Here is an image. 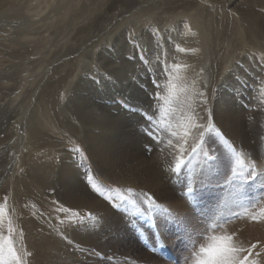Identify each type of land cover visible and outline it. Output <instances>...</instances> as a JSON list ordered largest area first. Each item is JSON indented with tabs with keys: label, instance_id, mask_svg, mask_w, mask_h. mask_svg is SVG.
Here are the masks:
<instances>
[{
	"label": "bare ground",
	"instance_id": "obj_1",
	"mask_svg": "<svg viewBox=\"0 0 264 264\" xmlns=\"http://www.w3.org/2000/svg\"><path fill=\"white\" fill-rule=\"evenodd\" d=\"M89 1H90L89 3L87 2V0L85 1L87 4H89L88 6L82 5L79 8H78V6L80 5L79 2L81 3L83 1L75 0V4L74 3L69 4L66 1L67 3L64 5V7L62 6L63 11L59 12L60 14L56 17V19L59 20V22L63 23V29H61L60 34H58L54 37L52 36V38H49L48 36H47L48 38H46V36L41 37L42 39L40 41L39 47L35 50L36 53H38V54L40 53V56L37 59H35V57H33L34 59L32 58L33 59L32 61H27V63H30V65H33L32 68L24 65V63L26 64V62H21V63H18L17 65L13 62L10 64V66H8V63H7V64H5V66L7 65V67H5L4 64L2 62H0V122H1L0 123V129L4 128L3 126L5 125V127L7 129V130L5 129L7 131L5 139H7L9 137L8 136L9 133L12 134V131L14 128L16 130V131L15 130L14 131L16 133H18L17 139L14 138V137H16L15 132L12 134L13 139H15L17 143L16 144L14 143V146H13L15 152L11 156L9 155L8 158L10 161L11 160L13 162L17 161V164L19 165V168L17 167V165H14V167H12L11 169H8L12 172H10L8 175H3L4 179L2 182H6V183L12 182V185H11L13 187V190H11L13 193L12 204L15 207H12V210L14 211V213H12L11 215L15 219V222L17 225L16 226L17 230H16V234L14 237V241L16 243L15 245L18 244L20 251L25 249L27 251L32 252V255H30L29 258H27L28 264H66L65 262H61L60 259L63 257L62 255L64 254V253L62 254V252H63L62 250H66V249L68 250V246H66V249H65L66 243L62 242L59 238H57L55 236V234H53L54 232H52V229H55L54 228L55 226H53V227L51 226L52 229L50 227L48 228L49 225H47V224L49 223V221L47 223V220H46L47 214L45 215L46 219L42 215V217H43L42 220H46V222L44 223V221H43V223H41L40 222L41 219L39 217L38 218L36 217V220H35L34 218L29 217L27 215L28 213H26V212L21 213V209L19 208L20 209L19 210L18 207L16 206L17 201H15V200L17 198V194L22 195V197L24 196L26 199H28V201L31 200V202L33 204H37V205L40 204L41 205L40 208H43L42 210H44V213L47 211L46 213H49V215H50V211L55 210L54 208H57L56 210L60 213V215L61 214L62 215H72L71 211H69V212L60 211L61 206L66 207L68 209H71L72 211H77L78 213H80L82 215L85 211H88V212L91 211L92 212L91 216H96L97 219L100 218V220H102L103 223H101L99 225L100 227L98 228V226L96 224H94V226H92L93 225L92 223H91L92 225H90V226L87 225L86 222L89 223L90 221H88V220H90L91 218H84V220H82V222L79 223L78 228L70 229V231H69L70 237H72L74 240H76V242L82 244L83 246L85 245L86 248L89 247L88 249L97 248L100 251L102 250V251L108 252L109 249H113L115 251L118 248L117 244L120 241L116 240L114 242H111L113 240L110 241L109 238L115 239V237H116L115 234H118L121 232V225L118 222L121 219L117 216L116 212L114 213L108 207L109 204L105 200H103L104 198L102 199L101 196L99 198L97 195L94 194V192H92L91 188L89 187V185L87 184V182L84 178V171L76 164V161H74V159H72L71 151L68 148H66V145L69 143L72 144L75 141H78L81 144H83V146L85 147V149H86V151L90 157V160L92 161V163L95 166L96 170L98 171L99 175H101L102 177L104 176L105 178H108L109 181L110 180L114 181L117 184L122 185V186L127 187V188H128V186H131V187L139 188L141 190L148 189V190H150V192L152 191L155 194L157 200L159 202L161 201L162 204L165 203V204H167V206H170V207L175 206V208L180 207L183 209H187L186 212L189 211L188 210L189 206H187L188 204L186 205V202L184 203V201H182V198H185V197L191 199V196L189 197L190 193L188 192L189 178H187L185 180V182H183V183L181 182L182 184H178L177 186H172L173 184L172 185L166 184L165 183L166 181L165 180H164L165 182L163 181V178L165 179V174L162 173V171H161L162 168H160V165L158 162V158L160 156H158L156 154L155 150L150 154L148 153L149 155H146L145 150L141 145L142 141L145 140V137L141 132L138 131V129H137L138 127H136V125L141 123L140 121L143 120V119H141V115L143 116L146 113L144 112L145 113L144 114L143 110L140 109V107L139 108L136 107V105H137L136 103L142 102L143 104H147V103H149V98L145 97L144 93L140 90V88H138L134 83H131V81H130V83L127 84V82L129 81V78L132 77L129 74V72L130 73L133 72L131 69L132 63L126 61L125 58H123V57L122 58L120 57L119 60L116 61V59H114L116 57L109 58V57H105V55L104 56L102 55V57H101L100 54H99V56H100L99 60H96L99 56L96 57L97 54L93 55L92 51H90L91 54H89L90 52L87 53L86 51H88V50H86V48H84L86 43H87L84 34H86L85 32H88V31L90 32L91 29L93 30L94 25H97V24L100 25L98 23L99 18H101V19L106 18L104 16V15H106V13H111L114 17L115 16L114 10L117 9L118 3H120V5L124 6V7L131 6L132 4H135V3L133 0H128V1L127 0H108V1L107 0L106 1H104V0H89ZM185 1H187V0H185ZM199 1H202V0H199ZM171 2H172V0H164V1H159V2L154 0L149 6H146L145 9H142V7L139 8V10L136 9V11H137L136 14H138V15H140V14L152 15V13L154 11H157V10H161L164 14L169 13L171 10L172 11L175 10V9H173L174 7H171V5H172ZM257 2H260V1L259 0H244L242 2H239V3H241V5L237 6V7L235 6L237 12H239L238 14H235L234 13L235 9H233L234 11L231 10L228 13L226 12V14H224V19L222 18L223 15H222V17L220 16L222 18V20L220 19L216 23L213 22L215 20H212L211 13L205 14V12L203 10V6H202L203 2L197 3L194 0H189L186 2V4H188L190 7H194V6L197 7L198 6L196 8V11H194V12H193L194 9L192 10L190 8L192 10V13L190 12L189 16L194 19V23L196 24L195 26L199 30H201L202 39L204 40L203 41L201 39L203 41L201 45L202 46L208 45L207 47H209L210 43L212 44V43L217 42V41L225 44L226 45L225 46L226 47V49H225L226 53L224 52L225 54L222 53L223 55H221L223 58L225 55L229 56V54L232 52V50L235 49V48L232 49V47L234 45H237L238 49H242V50L247 49V48H253V46H256V47L260 46L261 48L264 46V13H262L261 10H257V8H256ZM215 5H216V3L214 4V6ZM183 6L184 5H181L179 7H183ZM189 6H188V8H189ZM102 7L104 9V13L102 15H100L99 13L103 12V11H100L102 9ZM138 7H140V6L138 5ZM209 7H210V5H209ZM41 8H43V7H41ZM226 9H227V6H226ZM219 10H221V9H219ZM185 11L186 10H184V8H182V10H180V12L177 10L175 13L177 15H182V14L186 13ZM211 11H213V10H211ZM96 12H98V14H96ZM125 12H122V15ZM214 14H215V12H214ZM216 14H215V16H216ZM109 17H111V15ZM161 17L164 18L161 20H164V23H166L169 21V19H175V17H177V16H174V18H168V17H166V15L161 16ZM53 18H54V16H53ZM103 20L110 21V19H108V18L103 19ZM131 20H133V19L131 18ZM131 20H129V21H131ZM153 22H154V20H153ZM174 23L175 22H173L172 25ZM55 25H53V26H55ZM131 25H133V24H131ZM192 25L193 24H191V26ZM102 26L104 28H106V25L102 24ZM180 26H181V24H180ZM137 27H139V26H137ZM187 28H188V26H187ZM57 29L59 30V28H57ZM140 29H141V27H140ZM189 29H190V26H189ZM191 29H192V27H191ZM192 30H191V33H192ZM73 31L75 32L74 35H72ZM135 31L139 32L138 28H135ZM166 31H169V29H167ZM52 32H54V31L52 30ZM178 32H179V30H178ZM121 33H122V31H121ZM188 33L190 34V32H188ZM115 34H113V35L115 36ZM125 35H124V37H125ZM136 36H137V34H136ZM177 36H179V35H177ZM117 37H119V36H117ZM180 37H181V35H180ZM38 38H40V37H38ZM90 38H91V36H90ZM115 38H116V36H115ZM128 38H129V36H128ZM105 39H106V37H105ZM155 39H156V37H155ZM187 39L185 41H187ZM52 40L54 43L52 45H48V43L51 44ZM193 40L194 39H192L191 42H193ZM59 41H63L62 42L63 44L60 43L61 45L59 47H56L57 50L55 51L53 49V51H52L50 49V46L55 47L56 44H58L57 42H59ZM91 41H93V40H91ZM164 41H165V39H164ZM176 41H177V39H176ZM196 41H197V39H196ZM208 41H209V43H208ZM95 42H96V40H95ZM168 42H166V44ZM181 42H182V40H181ZM188 42H189V40H188ZM197 43H194V46H196L198 48L199 44H197ZM171 44H173V43H171ZM176 44H177V42H176ZM186 44H188V43H186ZM215 44H217V43H215ZM119 45H120V43H119ZM88 46H90V44ZM164 46H166V45H164ZM121 47H122V43H121ZM214 47H215V45H214ZM124 48H125V46H124ZM165 48L167 51H169V49H167V47H165ZM220 48L222 49V47H220ZM118 49H120V48H118ZM215 49L216 48H214V51H215ZM115 50H117V49H115ZM132 50H133V48H132ZM189 50H191V48ZM206 51L207 50H205V52ZM75 52H79V55H78L79 57L77 59L68 58L70 54L75 53ZM218 52H220V51H218ZM130 53H132V52H130ZM157 53L159 54L160 52L157 51ZM188 53H190V52H187V55H188ZM38 54H36V55L38 56ZM105 54H106V52H105ZM155 54L156 53H154L153 55H155ZM174 54H175V52H174ZM233 54L231 53V57L229 59H232V57L234 56ZM239 54H241V53H239ZM239 54H238V57L240 56ZM33 55H34V53H33ZM133 55H136V57H135L136 61L133 59V56H132V59L135 61L134 63H138L142 67V68L140 67L141 69L146 70V63L142 60V58L137 56V54H133ZM171 55H173V54H171ZM171 55L170 56L167 55V56L171 57L172 58L171 61L174 62L173 61L174 58ZM212 55H213V53H212ZM160 56H162V55H160ZM183 56H184V54H183ZM198 56H199V54H198ZM251 56H252V54H251ZM171 58H169V60ZM204 58H205V56H204ZM160 59H161V57H160ZM177 59H179V58H177ZM182 59H184V58H182ZM199 59L196 56H190L189 58H187V56H186L184 61L190 65V70L192 73L191 75H189L190 79H188V78L186 80L177 79V78L176 79H169L170 80L169 82L166 81L167 82V84H166L167 88L166 89L168 91H172L173 90L172 85L175 84L176 90L173 92H175V94H178V95L182 94V91L180 88L182 86V83H183V85H185V83L186 84L188 83L187 88H190L193 80L195 79L196 74L200 73V70L202 68L206 70L204 74L207 77H209L210 86H214L211 84V81L213 78H215V80H217V81H219L223 77L226 78L224 75L225 74L224 71H225V67L229 66V63H227V61L229 59H227L226 61L223 60L224 62L221 61L222 64H221V66H218V67L215 65V61H214L213 57L209 59V62H207L208 63L207 66H206V62H203L202 64H200ZM19 60H20V58L16 61L18 62ZM175 61H176V59H175ZM5 62H7V60ZM178 62H180V61H178ZM260 62H261V59H260ZM217 63H218V61H217ZM247 63H249V62H247ZM175 64H177V63H175ZM148 65H151V64L148 63ZM177 65H179V64H177ZM93 66H96L97 69H100V70L102 69L101 71H103V69H104L105 72H108V74L109 73L112 74L115 78L118 79L119 83H117V84L119 86L116 87V91L114 90V92H110L109 94L104 92V94H102V95L101 94L98 95V93L96 95H94L93 88H94V85H96L95 81H93L92 79L90 80L89 78H87L88 80L85 78H82L84 76L80 77V75H81L80 72L83 73L84 70H90V69H92ZM159 66H161V65H159ZM153 68H155V67H153ZM153 68H151V69H153ZM176 69H178V68L176 67ZM176 69H175V71H177ZM188 70L189 69H187L186 71H188ZM76 71H78V72L76 73ZM171 71H172V69H171ZM172 72L175 73L174 71H172ZM143 73L145 75V72H143ZM187 73H189V72H187ZM187 73H185V74H187ZM233 73H235V72H233ZM177 75H179V74H177ZM177 75H175V76H177ZM98 76H100V75H98ZM172 76L174 77V75H172ZM181 76L182 75H180L178 77L181 78ZM231 77H233V75ZM231 77H228V79ZM108 78H111V77H108ZM150 80H151V78H150ZM160 80H162V79L160 78ZM100 82L98 83L99 85H100ZM162 82H165V81L162 80L161 83ZM150 83H151L150 86L153 87V81ZM222 85L224 86L225 84H221L219 86L220 87L219 93H218L217 97L215 96L216 98L214 99V102L212 101V103H210L209 107L210 106L212 107L213 115L216 119V122L219 125H221L222 127H224V129L227 130V132L230 134V136L232 135V137L237 138V140H240V138L243 139V135H245L246 130H244V126H243V122H242L241 118L248 111H246L244 109L245 104H244L242 98L238 99V100L236 98H233L231 95H229L228 93L225 92V89L222 88ZM152 87H150V88H152ZM159 92H160V90H159ZM10 93L14 94L12 96L13 98H11ZM119 96H123V98L127 99V102L125 101V103H124V102H121L120 100H118L117 97H119ZM237 96H238V94L235 97H237ZM6 97H9V100H7ZM135 101H137V102H135ZM134 102H135V104H134ZM166 102H168V100ZM176 102H178V100H176ZM181 102H183V101H181ZM168 103L171 104L172 101H170ZM165 105H166V103H165ZM121 107H123L125 109V111L120 110ZM150 113H152V112H150ZM201 115H203V114L201 113ZM201 121H203V120H201ZM162 128H164V127H162ZM18 129H20V130H18ZM0 131H3V130H0ZM146 136H147V134H146ZM197 138H198V136H197ZM166 140H168V139H166ZM2 141L0 139L1 145H2ZM166 142H169V141H166ZM243 142H245V141H243ZM193 143H194V141H193ZM240 144H242V143H240ZM247 144H248V142H247ZM1 145H0V148H1ZM162 147H163V145H162ZM189 148H187V149H189ZM218 148L220 149L219 144H218ZM239 148H241V147H239ZM10 149H12V148H10ZM167 150H168V148H167ZM167 150H166V152L163 149L160 150V154L162 153L164 155L163 156L161 154V156L164 157L165 159L168 157V154H167L168 151ZM242 150H243V152H244V154L247 157V160L249 162L257 164V162L252 160L250 154L246 150H244V149H242ZM252 154H254V153H252ZM2 157L3 156L0 157V167H4V169H5V166L2 165L3 163H5L3 161ZM162 157H160V161H161ZM227 157L228 156H226V159H227ZM253 157H255V155ZM56 159H60V161L57 164H56ZM227 160L224 161L222 164L220 162L221 165L218 164V166H216L217 172L215 175H211V178L213 180V176H214V180L217 184L222 182V184H220L221 187H223L222 190L224 189V191L222 192V196H224V198L227 197V201L230 203V200L232 199V198L230 199V197L234 193L232 192V190L228 191L227 188L229 186H238L240 184V182L238 180L237 181L232 180L234 177V174L236 176V173L233 169L232 163L231 164L228 163ZM7 163L8 162H6L4 165H7ZM211 164H213V163H211ZM258 168H260V171L264 169V160L259 161ZM20 169H23V170L21 171ZM15 173H17V174H15ZM211 174H212V172H211ZM263 176L264 175L259 174V176L256 178L255 183H257V185H259V183H261L263 181V179H262ZM166 178H167V176H166ZM171 179H172V177H171ZM200 179H201V177H200ZM173 180H174V178H173ZM209 181H211V180H209ZM175 182H177V178H176ZM175 184L176 183H174V185ZM259 188H260V186H259ZM10 189L11 188L8 187V190H10ZM186 189H187V191H185ZM194 189H193V191H194ZM53 190H54V192L50 193V191H53ZM256 190H257V188H256ZM137 192H138V190H137ZM195 193H197V192H195ZM213 193H214V191H213ZM257 197H258V195H257ZM3 199H2V197H0V206L6 205L5 200H3ZM252 199H253V197H252ZM261 199H263V198L261 197ZM55 200L59 201V203H56ZM204 200H206V199H204ZM257 200L259 201V199L256 198L255 202ZM259 202L257 204L255 203V205H253V206L249 205V207L248 206L247 207L242 206V207H244L241 210V212L243 211V213H241V214L239 213L240 215L237 218H235L234 216H230L229 219L223 221V223L226 224V231L222 230V229L216 230L217 228L216 229L212 228L213 230L210 232H211V236L212 235H220L222 233V231L224 234H231L233 236L232 242H234V243H236L242 247H245V248L250 247L252 244H257V248L254 249V253H259V255L254 256V258L259 260V264H264V222H253L247 215L248 212L258 211V209L260 207H264V201H262L260 203ZM218 203L219 202H217V204ZM9 204H11V200H10ZM159 204H161V203H159ZM252 204H253V202H252ZM228 207H226V208H228ZM33 208H36V207H33ZM33 208L30 209L31 210L30 212H32ZM165 208H166V206H165ZM226 208H225V210H226ZM217 209H218V206H217ZM219 209H220V207H219ZM231 210H233V209H231ZM175 211H176V209H175ZM239 212H240V210H239ZM229 213H227V214H229ZM101 214H102V216H101ZM185 215H187V214H185ZM219 215H221V214H219ZM35 216H37V213ZM39 216H41V214H39ZM213 216H215V215H213ZM216 216H215V218H216ZM48 219H50L49 216H48ZM51 219L53 220L52 217H51ZM110 220L112 221L110 224L111 227H109L107 225V224H109ZM77 226L78 225H76L75 227H77ZM82 226H85V228ZM102 228L105 229L104 230L105 233L108 234L107 235L108 239L105 240L107 243L105 241L103 242L104 239H102L105 237V235H104L105 233L103 234L104 236H102L100 234ZM99 229H100V231H99ZM201 230L203 231V229H201ZM0 231H3L4 235L6 234V229H5V227H2V225H0ZM60 232H62V231H60ZM117 237H118V235H117ZM68 238H69V235H68ZM66 242L68 243V241H66ZM201 244L202 243H200L199 245H201ZM67 250H66V252H67ZM227 251H228V249L225 248L221 252L216 253V254H211V255L214 258H216L217 261H219V258L222 257L223 255H226ZM69 254L70 253H68V255ZM83 254H85V253H80V255H83ZM31 258H33V259L31 260ZM146 259H147V261H150L152 264H157V262L159 261V259L157 257H154L152 255H148ZM62 260H63V258H62Z\"/></svg>",
	"mask_w": 264,
	"mask_h": 264
},
{
	"label": "rangeland",
	"instance_id": "obj_2",
	"mask_svg": "<svg viewBox=\"0 0 264 264\" xmlns=\"http://www.w3.org/2000/svg\"><path fill=\"white\" fill-rule=\"evenodd\" d=\"M66 1L69 4H73V3L75 4V0H72V1L71 0H50V1L49 0H0V59H1L0 62H2L4 64V66L7 63H8V66H10V64L13 62L16 65L18 63H21V62H26V64L24 63V65L32 68L33 65H30V63H27V61H32L34 59L33 57H35V59H37L40 56V53L39 54L36 53L35 50L39 47L40 41L42 39L41 37L46 36V38H48V37L52 38V36L54 37V36L60 34L61 29H63V23L59 22V20H57L56 17L60 14L59 12L63 11L62 8L67 3ZM80 1H83V2H81V3L79 2L80 5L78 6V8L82 5H86V6L89 5L85 2L86 0L85 1L80 0ZM104 1H106V0H104ZM133 1L135 4H132L131 6H127V7L121 6L120 3H118L117 9L114 10L115 11L114 17L111 13H106V15H104V16L106 18L110 19V21L103 20L106 18H102V19L99 18L98 23L100 25H98V24L94 25L93 30L91 29L90 32L89 31L85 32L86 34H84V35H85V39L87 41V43H86L87 46L85 45L84 48H86V50H88V51H86L87 53L92 51L93 55L97 54L96 57H98L99 54L101 57H102V55L103 56L105 55V57H109V58L116 57V58H114V59H116V61H118L120 57L121 58L123 57V58H125L126 61L132 63L131 69L133 72H131V73L129 72L130 76H132V77L129 76L130 78H129V81L127 82V84L130 83V81H131V83H134L138 88H140V90L144 93L145 97L149 98V103H147V104H143L142 102L140 103V102L135 101V102H137L136 107H138V108L140 107V109L143 110V113L148 112L147 113L148 115H153V121H154V123L152 125H150V122L146 119V114L144 113L145 115H143V116L141 115V119H143V120L140 121L141 122L140 124L136 125V127H138L137 128L138 131L141 132L145 137V140L142 141L141 145L144 148L146 155H149L150 153H152L155 150L156 154L160 157H162L161 156L162 153L160 154V150L163 149L166 152V150L168 148V150H167L168 151L167 152L168 157L166 159L164 157H162L161 161H160V157L158 158L160 168H162L161 171L163 174H165V179L163 178V181L165 180L166 182L165 181L164 182L166 184H169V185L173 184L172 186H177L178 184H182L183 182H185V180L187 178L191 179V181H192L191 192L192 193L190 191H188L191 194V195L189 194V197L191 196V199L186 198V197L182 198V201H184V203L186 202V205L188 204L187 206H189L188 207L189 211H187L188 212L187 213L186 212L187 209H183L180 207L175 208V206L170 207V206H167V204H165V203H163L164 204L163 205L161 201L159 202L157 200L155 194L152 191L150 192V190H148V189L141 190L139 188L131 187V186H128V188H127V187H124L122 185L117 184L114 181H111V180L109 181V179L105 178L104 176L102 177L101 175H99L98 171L96 170L95 166L93 165L92 161L90 160V157H89L85 147L83 146V144H81L83 146L85 152L87 153V160H82L78 154H74L71 152L72 159H74V161H76V164L84 171V178H85L87 184L89 185V187L91 188L92 192H94V194L100 198L101 195L98 194L95 190H93V188L90 186V184L88 183V180L86 178L88 166L89 165L91 166V169L93 172V182L96 183L97 187H99L101 192H103V196H101V198L102 199L104 198L103 200H105L109 204L108 207L114 213L116 212L117 216L121 219L120 221H118L121 225V232L118 234H115V236H116L115 239L109 238L110 241L113 240L111 242H114L116 240L120 241L117 244V246H118L117 250L114 251L113 249H109L108 252H106V251H102V250L100 251L97 248L88 249L89 247L86 248L85 245L83 246L82 244L76 242V240H74L72 237H70V234H69L70 229L78 228L79 223L82 222V220H84V218H91L90 220L87 219L88 221H90L89 223L85 221L86 224L89 226L92 224H93L92 226H94V224H96L99 228L100 227L99 225L101 223H103L102 220H100V218L97 219L96 216H87L88 211H85L83 213V215L79 213V215H77L78 216L77 217V216H72V215H62V214L60 215V213L56 210L57 208H54L55 210L50 211V215H49V213H46L47 211L44 213V210H42L43 208H40L41 207L40 204L39 205L33 204L31 202V200L28 201V199H26L24 196L22 197V195H20V194H17V198L15 200V201H17L16 206L18 207V209L19 208L21 209V213L26 212V213H28L27 215L29 217H32L35 220H36V217L37 218L39 217L41 219V221H40L41 223H43V221L45 223L46 220H47V223L49 221L48 224L46 223L47 225H49L48 228L49 227L51 228V226L52 227L55 226L54 227L55 229L51 228L52 232H54L53 234H55V236L57 238H59L62 242L66 243L65 249H66V246H68V250L66 249L67 252H66V250H62L63 251L62 254L64 253L62 255L63 260H62V258L60 259L61 262H65L66 264H152L150 261H147V259H146L148 255H152L154 257H157L159 259L157 264H162V263L163 264H191L192 252L200 246L199 245L200 243L208 242L209 237L211 236L210 231L213 230L212 228H215V229L217 228L216 230L220 229L217 227L219 224H222L223 221L229 219L230 216H234L235 218H237L241 213H243V211L241 212V210L244 207H247V206L249 207V205L253 206V205H255V203L257 204L260 200H261L260 202L264 201V196H263L264 195V178H263L264 176L262 177L263 181L261 183H259V185H257V183H255V180L259 176V174L264 175V169L260 171V168H258L259 161L264 160V46L262 48L260 46H257V47L253 46V48H247V49L242 50V49H238L237 45H234L232 47V49H234V48L235 49L232 50V52H231L232 54L234 53L233 54L234 56L232 57V59H229L231 57V53L230 54L228 53L229 56L225 55L222 58V56H221V55H223L222 53H224V52L226 53V51H225L226 45L225 44L217 41V42H214L212 44L210 43L209 47H207L208 45H204L206 48L201 45L202 42L204 41L202 39L201 30H199L195 26L196 24L194 23V19L189 16L190 12L192 13L193 9H194L193 12L196 11V8L198 6L197 7L196 6L190 7L188 4H186V2L189 0H187V1H185V0H172L171 7H174L173 9H175V10H173V11L171 10L169 13H165V14L161 10H157V11H154L152 13V15H146V14L138 15V14H136L137 13L136 9L139 10V8H141V7H142V9H145V7L149 6L154 0H133ZM156 1L159 2V1H164V0H156ZM194 1H196L197 3L203 2L202 6H203V10H204L205 14L211 13L212 20H215L213 22L216 23L220 19L221 20H222V18L224 19V14H226V12L228 13L231 10L234 11L233 9H235L234 13L238 14L239 12H237L236 7L240 6L241 3H239V2H242L244 0H241V1L240 0H223V1L222 0H217V1L216 0H210V1L209 0H202V1L194 0ZM259 1L260 2L256 3V8H257V10H261V12L264 13V0H259ZM87 2L89 3L90 1L87 0ZM215 3H216V5L214 6ZM208 4L210 5L211 8L209 7ZM138 5L140 7H138ZM181 5H184V6L179 7ZM40 6L43 8H41ZM188 6H189V8H188ZM226 6H227V9H226ZM182 8H184V10H186L185 11L186 13L182 14V15H177L175 12L177 10L180 12V10H182ZM219 9H221V10H219ZM211 10H213V11H211ZM100 11H103V12L99 13L100 15H102L104 13L103 7ZM122 12H125V13L122 15ZM214 12H215V14L217 13L216 16H215ZM96 14H98V12H96ZM109 14L111 15V17H109L110 16ZM164 15H166V17H168V18H174V16H177V17H175V19H169L168 22L164 23V20H161V19H164L163 17H161ZM222 15H223V17H222ZM53 16H54V18H53ZM131 18L133 20H131ZM128 19L131 21H129ZM153 20H154V22H153ZM173 22H175L173 24L174 26L172 25ZM102 24L106 25V28H104L102 26ZM131 24H133V25H131ZM180 24H181V26H180ZM191 24H193V25L191 26ZM53 25H55V26H53ZM137 26H139V27H137ZM187 26H188V28H187ZM189 26H190V29H191V27L193 29V30L191 29L192 33H191V30L189 29ZM140 27H141V29H140ZM57 28H59V30ZM135 28H138L139 32H136L137 30L135 31ZM167 29H169V31H166ZM52 30L54 32H52ZM178 30H179V32H178ZM121 31H122V33H121ZM188 32H190V34ZM74 34H75V32L73 31L72 35H74ZM113 34H115L116 38ZM136 34H137V36H136ZM176 34L179 36H177ZM124 35H125V37H124ZM180 35H181V37H180ZM90 36H91V38H90ZM117 36H119V37H117ZM128 36H129V38H128ZM38 37H40V38H38ZM105 37H106V39H105ZM155 37H156V39H155ZM164 39L166 42H168V41L169 42L166 44ZM176 39H177V41H176ZM180 39L182 40V42ZM186 39H187V41H185ZM192 39H194L193 42H191ZM196 39H197V41H196ZM91 40H93V41H91ZM95 40H96V42H95ZM129 40H131L133 42L130 43ZM188 40H189V42H188ZM62 42L63 41L57 42L58 44H56L55 47L50 46V49L52 51H53V49L56 51L57 50L56 47H59L61 44H63ZM176 42H177V44H176ZM53 43L54 42L52 40L51 44L48 43V45H52ZM119 43H120V45H119ZM121 43H122V47H121ZM171 43H173V44H171ZM186 43H188V44H186ZM194 43L199 44L198 48L196 46H194ZM208 43H209V41H208ZM215 43H217V44H215ZM89 44H90V46H88ZM164 45H166V46H164ZM214 45H215V47H214ZM124 46H125V48H124ZM165 47H167V49H169V51H167ZM181 47H182V49H185L186 51H184V52L179 51V49H181ZM220 47H222V49ZM118 48H120V49H118ZM132 48H133V50H132ZM190 48H191V50H189ZM214 48H216L215 51H214ZM115 49H117V50H115ZM141 50H143V51L141 52ZM192 50H196V51H192ZM205 50H207V51L205 52ZM157 51L160 52L159 54L162 56H160L157 53ZM218 51H220V52H218ZM105 52H106V54H105ZM130 52H132V53H130ZM174 52H175V54H174ZM187 52H190V53H188V55H187ZM33 53H34V55H33ZM154 53H156V54L153 55ZM165 53L168 56L173 54L174 56L173 55H171V56L174 58V60H173L174 62H172L171 61L172 58L168 57ZM182 53L184 54V56ZM212 53H213V55H212ZM239 53H241V54H239ZM36 54H38V56ZM89 54H91V52ZM133 54H137V56H139L140 58H141V54L144 56L146 61H144V60L143 61L146 63V70L141 69L142 67L138 63H134L136 61V58H135L136 55H133ZM198 54H199V56H198ZM238 54L240 55L239 57H238ZM251 54H252V56H251ZM78 55H79V52H75V53L70 54L68 58L77 59L79 57ZM100 56L96 60H99ZM132 56H133V59L135 61L132 59ZM186 56H187V58H189L190 56H196L198 59L200 58L199 63L202 64L203 62H206V66L208 65L207 62H209V59L213 57V59L215 61V65L217 67L221 66V64H222L221 61H223V60L226 61L227 59H229L227 61V63H229V66H226L225 70L227 68H230V67L231 68L228 72L224 71L225 72L224 75L226 78H224V77H223L224 79L221 78L220 80L222 82L220 80L218 81V83L216 85V92L211 99V103H212V101L214 102V99L217 97V95L219 93V90H220L219 86L221 84H225L224 86L222 85V88L225 89V92L228 93L229 95H231L233 98H236L237 100L242 98V100L245 104L244 109L248 112L245 113L241 119L243 122L244 130H246L247 132L245 131V135H243L244 140L241 138H240V140H237V138L232 137V135L230 136V134L227 132V130H225L224 127H222L221 125H219L216 122V119L213 115L212 107L210 106L212 117H213V119L216 123V126L218 128V131L221 133V135H217L214 132L208 133L205 137V140H204V150L199 152V154L194 159H192L190 163H186L181 168L182 170H180L179 174L178 173L176 174L174 171H169V170L175 168L178 157H183V159L187 160V156L183 155L182 149L183 148H189L190 146L196 147V145L200 143L199 139L197 138V136L199 134L188 127V124H189L188 117L190 116V113L183 106L186 98L184 96L185 94L182 91V89L187 88L188 83L186 84L184 82L185 85H183V83H182V86L180 87L183 95L182 94H180V95L175 94V92H173V90L168 91L166 89L167 88L166 84H167V82L170 81L169 79H176V78L177 79H184V80H186L187 78L190 79L189 75H191L192 73L190 70V65L184 61ZM204 56H205V58H204ZM160 57H161V59H160ZM176 57L179 59H177ZM19 58H20V60L17 62L16 60H18ZM169 58H171V59L169 60ZM182 58H184V59H182ZM175 59H176V61H175ZM260 59H261V62H260ZM6 60H7V62H5ZM178 61H180L181 63ZM217 61H218V63H217ZM162 62H166L167 67L169 68L170 72L165 73L162 71L161 66H159L162 64ZM247 62H249V63H247ZM148 63L151 64L152 66L148 65ZM175 63L179 64L178 69H176L177 64H175ZM5 67H7V65ZM153 67H155V68H153ZM151 68H153V69H151ZM171 69L175 73H173L171 71ZM175 69L177 71H175ZM187 69H189V70L186 71ZM101 70L97 69L96 66H93L92 69H90V70H84L83 73L80 72L81 73L80 77L84 76L82 78H85V79L89 78L90 80L92 79L93 81H95L96 85H94V88H93L94 95H96L97 93H98V95H100V94L102 95V94H104V92L109 94L110 92H114V90L116 91V87L119 86L117 84V83H119L117 78H115L110 73H109L110 74L109 75L108 72H105L104 69H103V71H101ZM78 71H76V73ZM143 72H145V75ZM187 72H189V73H187ZM233 72H235V73H233ZM185 73H187V74H185ZM177 74H179V75H177ZM231 74L233 75V77H231L232 76ZM98 75H100V76L102 75V76L100 77ZM170 75L171 76L174 75V77L173 76L171 77ZM175 75H177V76H175ZM180 75H182L181 78L178 77ZM227 76L231 77V78H229L230 80L228 79ZM108 77H111V78H108ZM159 77L165 81V82H162L163 84L161 83L162 80H160ZM150 78H151V80H150ZM195 78H196V76H195ZM152 81L153 82L158 81L160 84V87H161V88H159V90H160L159 97L160 98H159V100H156L153 102L152 108H151V110H149L151 102H152L151 101V95H150L153 92V89H152L153 87L150 86L151 85L150 82H152ZM99 82H100V85L98 84ZM150 87H152V88H150ZM237 94H238V96H237L238 98L235 97ZM10 95H11V98H13L12 96L14 94L10 93ZM117 98L121 102H124V103H125V101L127 102V99L123 98V96H119ZM191 98H192L191 95H189L187 100L190 101ZM6 99L9 100V97H6ZM167 100H168V102L172 101V103L170 104V103L166 102ZM176 100H178V102H176ZM181 101H183V102H181ZM135 102H134V104H135ZM165 103H166V105H165ZM161 109L165 110V113H167V115H162ZM120 110L125 111V109L123 107H121ZM150 112H152V113H150ZM196 123L197 124H204V121L198 120ZM3 127L4 128L0 129V130H3V131H0V133H1L0 139H1V141L4 139L2 141V145L0 144L1 145L0 157L3 156L2 157L3 161L5 163L10 162L11 164L7 163V165H4L5 163L2 162L3 163L2 165L5 166V169H4V167H0V180H1L0 181V197H2V199L4 198L3 200H5V203H6V205H3L5 211H4V214L2 216L4 218V219L2 218V220H3L2 227H5V229H6L5 237L11 239L12 244L14 246V249L17 251L18 255H22L23 253H31V255H32L31 251H27L25 249L20 251L18 244L15 245L16 243L14 241V237H15L16 230H17V227H16L17 225L15 222V219L11 215L12 213H14V211L12 210V207H15L12 204L13 193L11 190H13V187L11 186L12 182L6 183V182H2V181L4 179L3 175H8L10 172H12L8 169H11L12 167H14V165H17V167L19 168L17 161L13 162L11 160L12 161L11 162L8 158L9 155L11 156L15 152L13 146H14V143L15 144L17 143L15 139H17L18 133L15 132L16 130L14 128L12 131V134L15 132V134H16V137H14L15 139H13V136L11 133H9V135H8L9 137L7 136L8 138L5 139L7 129H6L5 125ZM150 127H152L158 133L159 137L163 140V143H158L153 139ZM162 127H164V128H162ZM18 130H20V129H18ZM186 132L188 133V135L186 137L187 143H185V133ZM173 133H175V135H173ZM146 134H147V136H146ZM221 136H223V138L228 141L227 144H225L223 142V140L221 139ZM166 139H168V140H166ZM166 141H171L172 142L171 145L169 144V142H166ZM193 141H194V143H193ZM243 141H245V142H243ZM247 142H248V144H247ZM79 143L80 142H78V141H75L72 144L69 143L66 145V148H68L70 150V148L76 146ZM240 143H242V144H240ZM218 144L220 145L221 150L218 148ZM162 145H163V147H162ZM191 147L188 149L189 152L191 151ZM239 147H241V148H239ZM10 148H12V149H10ZM242 149L246 150L250 154L252 160L257 162V164L249 162ZM252 153H254V154H252ZM205 154L210 155V158L205 159ZM254 155H255V157H253ZM226 156H228L227 157L228 160L226 159ZM237 156L239 157V160H237ZM226 160L228 163H230V164L232 163L233 169H234L236 176H237L235 179H232V180L233 181L238 180L240 182V184L238 186H229L227 188L228 191L232 190V192L234 193L230 197V199L232 198L230 200V203L227 201V197L224 198V196H222V192L224 191V189L222 190L223 187H221V185H220V184H222V182L217 184L214 180V176H213V180L211 178V175H215L217 172L216 166H218V164H220V162L222 164ZM59 161H60V159H56V164ZM211 163H213V164H211ZM252 164H255L257 166L256 171H258L257 172L258 174L253 179L243 182L242 178L246 177V174L250 170V167ZM20 170L22 171L23 169H20ZM211 172H212V174H211ZM15 174H17V173H15ZM166 176H167V178H166ZM171 177H172V179H171ZM200 177H201V179H200ZM173 178H174V180H173ZM176 178H177V182H175ZM209 180H211V181H209ZM174 183H176V184L174 185ZM259 186H260V188H259ZM8 187L11 189L8 190ZM256 188H257V190H256ZM193 189L197 193H195L193 191ZM137 190H138V192H137ZM185 191H187V189ZM213 191H214V193H213ZM53 192H54V190L50 191V193H53ZM149 193H151V195L155 201V205L153 206V208L151 210H149V207L147 204V198H148ZM257 195H258V197H257ZM260 196L263 199H261ZM121 197H124L126 199L122 200ZM252 197H253V199H252ZM255 197L258 198L259 201L257 200L255 202V200H256ZM204 199H206V200H204ZM10 200H11V204H9ZM217 202H219V203L217 204ZM252 202H253V204H252ZM56 203H59V201H56ZM159 203H161L162 205ZM216 205L218 206V209H217ZM165 206H166V208H165ZM242 206H244V207H242ZM33 207H36L37 209L33 208ZM219 207H220V209H219ZM226 207H228V208H226ZM32 208H33V210H32L33 213L30 212L31 211L30 209H32ZM225 208H226V210H225ZM230 208L233 210H231ZM175 209H176V211H175ZM222 210L223 211L225 210L227 213H229V212L230 213L227 214L225 211H224L225 212L224 213ZM239 210H240V212H239ZM36 213H37V216H35ZM39 214H41V216H39ZM185 214H187V215H185ZM219 214H221V215H219ZM42 215L44 216V218L47 216L46 217L47 219L45 218L46 220H42L43 219ZM213 215H215V216L217 215L216 218ZM48 216L50 217V219H48ZM101 216H102V214H101ZM51 217L53 218V220L51 219ZM50 221L51 222L53 221V222L51 223ZM111 222L112 221L110 220L109 224H107L109 227H111V225H110ZM76 225H78V226L75 227ZM82 227L85 228V226H82ZM9 228L12 229L11 233H9ZM201 229H203V231ZM104 230L105 229L102 228L101 232H100V234L102 236L105 235V237L102 238V239H104L103 242L108 239V236H107L108 234L105 233ZM60 231H62L63 233ZM99 231H100V229H99ZM68 235H69V238H68ZM117 235H118V237H117ZM65 236L67 237V239L63 238ZM69 240H71L72 243L66 242ZM4 245H5V258L7 259L8 239H6L4 241ZM68 253H70V254L68 255ZM80 253H85V254L80 255ZM27 258H29L28 255H23V264H28ZM32 259L33 258H31V260ZM0 264H3V262L0 261Z\"/></svg>",
	"mask_w": 264,
	"mask_h": 264
},
{
	"label": "snow or ice",
	"instance_id": "obj_3",
	"mask_svg": "<svg viewBox=\"0 0 264 264\" xmlns=\"http://www.w3.org/2000/svg\"><path fill=\"white\" fill-rule=\"evenodd\" d=\"M130 43L133 41L129 40ZM143 50H141L142 52ZM179 51L184 52L185 49H179ZM195 51V50H192ZM142 60L146 61L144 56L141 54ZM179 68V65L176 66ZM161 69L163 72H169V68L167 67L166 62H162ZM230 68H227L225 71L228 72ZM205 69H201L200 73L196 74V78L193 80L190 88L182 89V91L185 94V102L183 104L184 108L187 109V111L190 113V116L188 117V127L197 132L198 139L200 141L199 144L196 145V147H192L191 151L189 152L187 148H183V155L187 156V160L183 159V157L177 158V163L175 165L174 169H170L169 171H174L175 173H179L181 168L186 164L190 163L192 159H194L199 152L204 150V140L208 133L214 132L217 135H221V133L218 131V128L216 126V123L212 117L211 109L209 107L211 103V99L213 95L216 92V85L217 80L215 78L212 79L211 84L215 86H210V80L209 77H207L205 73ZM159 88L160 84L158 81L153 82V92L151 95V105L149 110L152 108V104L154 101L159 100ZM173 91L176 90V85H172ZM191 95V100H187V97ZM148 110V111H149ZM148 113V112H147ZM146 113V119L150 122V125L154 123L153 121V115H148ZM162 115H167L165 113V110L161 109ZM201 113L203 115H201ZM198 120H203L204 124H197L196 122ZM151 134L153 136V139L158 143H163V140L159 137L158 133L150 127ZM175 135V133H173ZM188 133H185V143H187L186 137ZM221 139L225 144L228 143L226 139L221 136ZM171 141H169V144L171 145ZM71 152L74 154H78L79 157L82 160H87V153L85 152L83 146L81 143L77 144L76 146L70 148ZM210 158V155L205 154V159ZM237 160H239V157L237 156ZM256 165L252 164L250 167V170L247 172L246 177L242 178L243 182L253 179L258 173L256 171ZM87 180L90 186L101 196H103V192H101L100 188L97 187L96 183L93 182V172L91 169V166H88L87 169ZM236 176L234 174L233 179H235ZM192 190V181L189 179L188 183V191ZM121 199H126L124 197H121ZM147 204L149 207V210L153 208L155 205V201L151 195V193L148 194L147 198ZM158 207V206H157ZM4 207L0 206V225H2L3 220L2 216L4 214ZM60 211L62 212H72L73 216L79 215L77 211H72L71 209H68L66 207L61 206ZM92 212L89 211L87 213V216H91ZM248 217L253 222H264V207H260L258 211H252L247 213ZM12 229L9 228V233H11ZM215 235H212L209 237L208 242L202 243L197 249H195L191 254V264H193V261L196 259H204L207 261H212L213 264H259V260L254 258V256H258L259 253H254V249L257 248V244H252L250 247H242L234 242H231L228 246V251L226 255H223L219 258V261H217L216 258H214L212 255H203L205 249L208 248L211 241L214 239ZM64 239H67V237H63ZM8 239V245H7V259L5 258V245L4 241ZM69 243H72L71 240L68 241ZM23 255L30 256L31 253H23L22 255H18L17 251L14 249V246L12 244L11 239L6 238L3 231H0V261L3 262V264H23Z\"/></svg>",
	"mask_w": 264,
	"mask_h": 264
},
{
	"label": "clouds",
	"instance_id": "obj_4",
	"mask_svg": "<svg viewBox=\"0 0 264 264\" xmlns=\"http://www.w3.org/2000/svg\"><path fill=\"white\" fill-rule=\"evenodd\" d=\"M218 228L226 231V224L222 223L217 226ZM233 241V236L231 234H224L223 231L220 235H215L214 239L209 244L208 248L205 249L203 255H211L216 254L224 250L228 249V246ZM193 264H213L212 261H207L204 259H196L193 261Z\"/></svg>",
	"mask_w": 264,
	"mask_h": 264
}]
</instances>
